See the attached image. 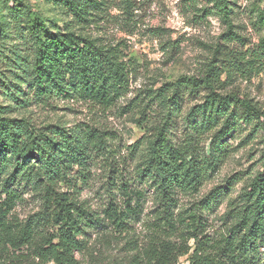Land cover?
I'll use <instances>...</instances> for the list:
<instances>
[{"label": "trees", "instance_id": "trees-1", "mask_svg": "<svg viewBox=\"0 0 264 264\" xmlns=\"http://www.w3.org/2000/svg\"><path fill=\"white\" fill-rule=\"evenodd\" d=\"M43 1L57 6L68 21L45 17L23 0H0V264H80L77 254L86 249L89 231L123 232L127 219L139 215L141 194L114 169L106 192L114 186L123 205L109 195L100 216L78 200L90 167L115 157L108 131L84 122L38 126L21 115L29 107L56 102L108 109L129 93L130 65L122 50L83 32L105 18L107 0ZM134 1L120 0L122 9L128 13ZM207 1L229 33L234 3ZM224 47L215 50L219 57L214 53L200 76L182 75L150 90L149 105L160 118L128 145L129 155L138 151L142 157L136 177L155 195L161 230L176 229L175 220H192L181 233L185 243H170L157 230L128 260L111 264H179L181 257L186 264H264V111L226 91L238 78L264 70V37L254 49ZM188 98L195 102L182 118L181 137L176 136L173 124ZM243 132L244 143L263 135L259 169L228 198L221 217L225 231L207 237L201 214L212 213L227 197L229 186L240 179L236 174L189 207L175 209L180 199L198 193L233 151L226 138ZM25 194L37 197L40 209L19 221L13 211Z\"/></svg>", "mask_w": 264, "mask_h": 264}, {"label": "rangeland", "instance_id": "rangeland-1", "mask_svg": "<svg viewBox=\"0 0 264 264\" xmlns=\"http://www.w3.org/2000/svg\"><path fill=\"white\" fill-rule=\"evenodd\" d=\"M230 1L234 3V15L233 27L228 33L226 22L207 0H136L133 9L128 13L122 9L120 0H107L105 18L88 26L83 32L97 38L102 44L118 46L122 50L130 65L129 93L108 109L75 102H56L50 106H34L21 111V115L29 117L32 123L38 126L48 123L72 125L84 122L108 131L115 157L110 162L99 161L90 167L89 180L82 186L78 195L79 202L90 210L102 216L100 212L109 201V195L123 205L124 197L114 186H110L111 193L106 192L108 183L112 182L110 176L115 175L110 172L111 169L123 174L129 188L141 194L138 197L139 215L127 219L125 231L113 232L110 229L105 233L95 229L85 235L87 247L77 254L80 264L126 261L134 254L135 249L143 248L153 240L157 230H160L161 237L170 243H185L182 238H186V233H181L186 231V224H190L192 220L185 218L182 223L175 220L176 229L169 226L161 230L162 224L156 219L154 212L155 195L144 184V180L136 177V168L142 157L138 151L132 156L129 155L128 145L142 139L148 128L157 124L160 118L156 108L149 105L147 94L150 90H155L162 83L182 75L200 76L212 61L214 53L219 57L215 50L223 51L226 48L224 45L234 49H254L260 38L264 37V22L261 17L264 14V0ZM27 2L45 17L57 19L58 22L68 21L66 15L51 2L23 0V3ZM226 91H233L241 97L251 99L264 111V70L248 79L238 78L231 85H227ZM194 102L191 98L183 102L181 112L173 124L176 136L181 137L182 118ZM142 113L144 116L139 118ZM138 120L144 124L139 125ZM246 132L226 138L233 151L219 170L202 185L199 192L180 199L179 208L175 209V212H178L179 209L189 207L211 189L221 188L228 177L236 174L240 179L229 186L227 197H221L212 213L205 214L204 211L201 214V221L206 224L203 228L207 237H216L225 231L227 225L221 217L228 198H234L259 169L258 158L263 148V135L259 133L257 137L245 138L244 143L241 140ZM204 143L207 147L208 139H205ZM145 151L143 147L142 153L145 154ZM131 204L134 205L133 202ZM39 209L37 197L25 194L23 201L16 205L13 212L19 221H23ZM188 244H192V241H188ZM10 264L18 262L13 261ZM179 264H186L185 257L179 259Z\"/></svg>", "mask_w": 264, "mask_h": 264}]
</instances>
